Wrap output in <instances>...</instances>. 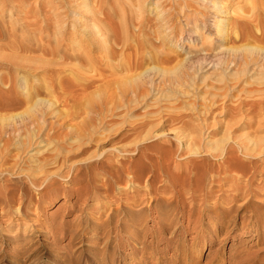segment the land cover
<instances>
[{
  "label": "bare ground",
  "instance_id": "6f19581e",
  "mask_svg": "<svg viewBox=\"0 0 264 264\" xmlns=\"http://www.w3.org/2000/svg\"><path fill=\"white\" fill-rule=\"evenodd\" d=\"M32 1L0 0V226L7 223V227L0 230V233L3 236H12L15 250L19 246H24L29 233L33 232L29 228V224L32 221H36L33 219V217H36V212L45 207L48 202L54 204L61 195L69 198L73 197L75 201H72L69 208H67L68 214H74L75 212L87 213L85 207L90 201L94 200L102 204L104 200L115 197L118 193V195L130 200H127L126 204H120L119 208L102 204L100 208L101 216L107 217L106 220L104 219V223H101L102 226L95 222L91 223L86 218L75 223L74 226L76 228L70 230L68 233L69 237L75 240L79 228L82 230L83 228L86 229L85 227L87 229L92 227V232L95 235L103 234L101 237L98 236L99 238L97 237L96 240L105 243V246H107L111 242L112 228L109 227L113 224L114 217H120L113 227V232L120 233L125 231L132 234L131 243H129V247L132 249L131 254L136 256L140 253V250H142L141 254H143L144 249H139L135 241L137 242L139 237L137 230L145 218V214H143L145 209L139 210L138 208L141 204L139 186H142V177L146 173L150 174L152 178V181L149 180L151 184L147 181L146 185L143 186L147 189L148 194L153 189L152 184L156 182L164 183L167 184L169 192H173L175 195L178 194L180 197L190 196L188 198L191 199V205L193 206L197 200L196 198L202 196V194L198 195V193L207 192L206 194L209 195L213 191V185L218 184V191L223 192L219 196L223 199L222 203L225 206H223V210H215L216 212L214 213L218 215L220 220L215 223L210 221L211 227L213 225L217 227L218 224L219 226L227 224L226 215L233 211L234 203L240 200V197L248 199L251 196L259 197V195L264 193V137L259 136L260 133L264 134V48H261V45H259L261 47L255 46L258 44L264 45V0H245L248 1V3H245L249 5H246L249 8L247 11L239 10L237 12L240 13L237 15L239 18L235 20V24L231 28V25L229 26L226 23H215L213 22L214 20L212 21L214 18L205 12L210 6L204 10L205 13H199L201 15L199 16L200 18L197 15L194 17L195 12L198 11H195L192 16L189 15V12L186 14L187 10H190L189 8L198 7L203 0H196L195 2L194 0H34L35 3H32ZM194 3H197V6ZM146 4L155 7L158 13L157 18L146 19L143 16V13L146 12ZM221 5H214L213 9L216 12H221L224 9L222 8L223 5ZM78 9L79 13L84 9L90 15L79 19V15L76 12ZM201 10L199 11L201 12ZM4 13L10 14L9 20H5L7 15ZM16 13H19L18 18H14ZM73 18L76 20L70 21ZM199 21L202 24H198ZM209 22L212 24L209 25ZM228 26L229 28L227 29ZM52 28L54 29L51 30V35L48 36V34L47 36L53 37L55 45L52 46L51 44L50 40L53 41L52 38L49 40L48 45H45L41 42L42 38H44L42 37L43 31H48ZM201 29L202 32L206 31L209 34H213V29H215L216 33H222V35H225V39L231 40L233 44L234 42L243 43L244 46L239 45V47L242 46L243 48H237L238 46L235 45L236 49H230L228 53L223 51H221L223 53L206 52L207 48L205 53L201 52L187 58L184 57L185 59L178 66L179 69L184 70L187 76H185L186 79L203 71L207 64H211L215 67V71L220 72L221 70V72L220 74L216 72H214L216 74H212L216 75L217 78H212V75H209L210 79L205 77V83L208 80L210 83L211 79H216L214 84L218 82L221 83V86L225 85L224 89L226 91L233 87L231 84L232 80H229L230 75L227 74V70L231 66L240 69L243 67L242 73L244 76H248L251 72L253 73L255 70L253 67L255 66H258L260 70L262 69L259 74L260 76L262 75V78L260 80L257 79L259 82L254 84V80L251 81L254 85L257 84L255 87L253 84L250 85V87L256 88L254 90L251 87L254 90L251 92L255 95H247L251 92L246 93V90V95L250 97L225 111V115L231 119H229L230 122H227L225 128L229 132L237 129L244 131L243 135L234 136L235 132L233 131V136L230 133V136L228 135L229 137L223 141L212 142L210 140V142L203 144L205 134H200L201 131H198L200 135L195 136L196 138L193 137L188 143H184L181 137H177L179 146H177L176 150L168 149L167 151H162L168 152L167 154L171 153V155L167 157L165 153H161L159 160L152 161L151 159L149 161L148 159L149 162L143 164L141 160L139 162L136 159V156L140 155L143 149L151 150L153 148V145L142 147L140 144V136L143 134L141 132L146 130L148 125H151L148 124L149 122L147 124L143 122L141 123L142 125H139L136 123L131 124L129 121L128 124L126 121L128 129L126 128V132H122L120 136L122 142H128L130 139L129 144L124 147V152H120L122 154H114V156L108 154L103 146V142H106L103 136H105V131L109 130V126H111L108 123H103L100 128L98 125H96L97 127L93 125L92 130L89 129V126V128L86 126L87 130L84 131H80L79 128V133L77 132L79 137L77 138L75 135L78 140L76 143L74 142L75 140L73 141L75 144L71 139L67 140L65 138L69 136V134L66 135L67 133H64V128L66 127L61 129L63 131L60 132L57 129L59 126L55 127L53 124H46L47 121L44 118L47 117L48 112L51 111L50 114L53 113L51 108L59 102L57 101V93L59 94V91L63 92V94H79L82 96L92 92V96L103 95L109 99L113 97L115 98L114 102L116 99L118 100L117 104L122 100L120 97L125 98L128 93L132 94V97L138 98L142 94L153 92L157 89L155 86L159 84L156 83L154 78L156 73L152 74V70L147 68L142 73L140 71L146 66L148 67L150 61H157L158 66L159 64L169 65L174 63L177 57L164 55L167 52L163 53L160 50L165 47L167 42L175 41V44H177V42L180 43V40L186 38L190 43L191 40L194 41V39L202 37L200 34ZM38 36L41 38H37ZM178 48L183 49L184 44L180 43ZM127 51H132V54L127 56ZM69 60L73 61V64H70ZM67 61L70 63L68 64ZM52 66H55V68L59 66L60 68L54 69ZM165 69L159 68L158 70V75L162 78L159 77L160 81L162 80L161 83L165 88L166 84L176 85L183 79L179 78L182 75L178 74L180 72H177L178 77L172 73L171 75L176 77H168ZM44 74H47L46 76L48 77H45ZM240 74L238 78L236 77L238 74H232L233 79L236 78L235 83L239 82V77H242V74ZM234 75L236 76L234 77ZM109 78L113 80L107 81ZM230 78L232 79V77ZM248 79L250 80V78L246 80ZM244 83L247 85H244ZM248 84H250L248 81L243 80L241 85L246 87ZM231 91L233 92V90ZM45 95H49L51 99L44 98ZM77 96L76 98H78ZM65 97L68 98L69 96L65 95ZM113 98H111L112 101ZM94 99L96 101L95 97ZM109 99H107L108 104ZM59 100L64 102L62 98ZM98 101L99 104H102L100 100L95 103H98ZM131 102L132 100H128L126 106L130 108ZM93 103L94 100L91 105ZM24 107L26 108L24 109ZM127 107L126 111L129 110ZM21 109L24 112L17 113ZM223 109L225 108L223 107ZM80 126L82 128V125ZM123 126L125 124H121L120 127ZM234 127L236 128L234 129ZM71 128L73 129L72 126ZM200 128L202 127H199L198 130ZM113 129L110 130L112 131ZM76 131L74 132L76 133ZM195 131L197 133L196 129ZM153 138L155 136L150 139ZM47 142L52 143V145L55 144V150L50 151L51 153L45 155L40 150H37L35 154L31 153L41 147V144ZM48 145L50 146L51 144ZM74 146H76V151H81L83 154L95 150V153L93 152L95 155L91 156V160L93 161L97 157L96 161L94 163L83 161L85 163L78 167L73 161L78 156H75V154L69 155L74 152ZM180 150L181 153L188 154L187 156L203 155L213 158L219 155L220 158L222 156L223 162L215 169L212 164V166H205L208 164L204 163V161H198L199 163L191 161L192 166L190 165L188 176L181 178V180L179 176H173L169 172L170 166L168 163L169 158L177 156ZM96 151L98 152L96 153ZM29 153L34 155H30L27 158L26 156ZM23 155L24 157H22ZM11 157H15L14 163L8 162ZM92 157L94 158L92 159ZM127 157L129 158L127 163H123L119 159H127ZM255 158H259V160ZM11 160L13 161V159ZM7 165L10 166L8 167ZM15 165H19V167L23 165V167L15 172ZM125 174L127 177H125ZM62 182L74 185V187L70 189L64 187L62 190ZM193 182L195 184L191 186L190 184ZM200 182H203L206 187L201 189L199 186ZM121 183H128V186L123 188L124 186L121 187ZM178 187L180 190L177 189ZM225 188L231 189L230 194L226 192ZM34 191L38 192L37 196L39 195V198L36 195L34 196ZM260 192L263 193L261 194ZM252 197L248 199L245 205L239 206L238 209L245 211L243 216H241L243 227L246 228L252 223L253 227H257L256 230H259L261 229L260 226L264 224V217L262 218L263 214L260 211L264 209V205L262 207L259 206V210L251 209L252 206L256 207V201H258L253 202ZM182 200V209H185L188 206V202L187 199ZM168 202L170 201L158 200L154 208L155 211L162 215V212L167 209L168 213H176L184 217L185 212H179L177 208L173 207L174 203L169 204ZM175 204L180 205V203ZM117 205L115 206L117 207ZM110 211L111 217L108 219L107 215ZM204 212L209 216L208 210H204ZM9 219H13V221L11 222ZM164 222L167 227L153 236L155 238L162 237L161 240L165 241L166 245L171 244V242L175 244V241L164 238V235L169 232L168 227L172 224H168L170 222L169 218ZM235 222L232 221L231 223ZM58 226L60 228L57 229L59 232L66 231L65 224L62 223ZM211 233L213 236L217 234L216 231H211ZM89 235L90 232L86 233L85 238L87 240L93 239ZM116 237L120 239L119 235ZM118 242L120 243V240ZM172 248L175 253L179 251L174 245ZM38 254L39 251L37 249L32 250L27 255V259ZM114 257V252L101 248L95 250L92 254L83 255L81 253L78 258L73 256V259L70 258L71 260L66 257L64 264H115ZM165 257H162L160 261L167 259ZM259 257L261 258L260 255ZM15 259L17 258L15 257ZM82 260L84 262H81ZM169 261L172 264H186L183 262L184 260L180 261L177 257ZM254 263L264 264V260H258L257 263L256 261Z\"/></svg>",
  "mask_w": 264,
  "mask_h": 264
},
{
  "label": "rangeland",
  "instance_id": "374dc122",
  "mask_svg": "<svg viewBox=\"0 0 264 264\" xmlns=\"http://www.w3.org/2000/svg\"><path fill=\"white\" fill-rule=\"evenodd\" d=\"M33 1H32V3H35V1L34 2ZM195 1L196 0H194V2ZM197 1H199V0H197ZM245 2L248 3V1H245V0H203V2H200V4L198 5V7H200V8H198V7H195V8L192 7L193 9L189 8L190 10H187L186 14H188V12H189V15L192 16L195 11H198V12H195L196 14H194V17H196L195 15H197L199 17V16H201V15H199V13H203L204 10H206L207 7L210 6L205 12L207 13V15L214 18V19H212V21L214 20L213 22H215V23H219V22L226 23L229 26L231 25L230 26V28H231L234 26L235 20L239 18V16H237V15L240 13H237V12L239 10L240 11H247L248 10L249 7L246 6L248 4H246ZM129 3H130V1H129ZM216 4H218V5L222 4L223 6L222 5L221 6H222V8H224L223 11L216 12L213 9V7L218 6ZM148 5H149V8H148ZM194 5L197 6V3L196 4L194 3ZM145 7H146L145 8L146 12L143 13V16H145L146 19H150V18L152 19L153 17L157 18L158 13H157L154 6H152L150 4H146ZM202 7H204V8H202ZM195 9H197V10H195ZM200 9H202L201 12L199 11ZM47 10H49V8H47ZM78 11H79V9L76 11L79 15V19H81L80 17L90 15V13H86V11L84 9L81 10V12H80L81 14ZM5 12H6V10H5ZM7 12H9V11H7ZM4 14L7 15V17H5L6 18L5 20H9L10 14L9 13L8 14L4 13ZM18 16H19V13H16L14 15V18H18ZM74 20H76V19H74V18L70 19V21H74ZM198 24H202V23H200V21H199ZM211 24L212 23H210L209 25H211ZM229 26L227 27V29L229 28ZM53 29L54 28H52L48 31H43L42 37H44V38H42V41H41V42H43V44L48 45L49 40L51 38L53 39V37H48L51 35L50 32ZM213 30H214L213 34H209V32H206V31L202 32V29H201L200 34L202 35V37L200 36V38L194 39V41L191 40L192 43L191 42L189 43L186 38L180 40V43L184 44L183 49L178 48V46L180 44L179 42H177V44H175V41L171 42V43L167 42L165 44L166 48L164 47L165 49L163 48L160 51H162L163 53L167 52V53H164V55L167 54V56H172L175 58L177 57L175 62L172 64H169V65H160L159 64V66H158L157 61H154L155 63L153 61H150L149 64L152 66V68L149 65L148 66L149 68L146 66L142 71H140V73H142V72L146 71L147 69H151L152 74L156 73V77H154V78L156 80V83L157 84L159 83V84L156 85L157 87L155 86V88H157V89H155L153 92H151L149 94H147V93L142 94L141 93L142 95L138 96V98L132 97V94L128 93L126 95L127 97H125V98L120 97V99H122V100H120V99L119 100L122 102L119 101L117 104L118 100L116 99L114 102L115 98H113V97H111V98H113V101H112L111 98L109 99L103 95H99L103 98L99 97L98 95H97L98 97L92 96L91 95L92 92L90 94L87 93L89 95L86 94V96H84L85 94L83 96L77 94L78 95L77 96V95H68L65 93L63 94V92L59 91V94L57 93V96H58L57 101H59V102L56 103L57 105H55L53 108H51L53 113L50 114L51 111L48 112L49 115L47 114V117L44 118L47 121L46 124L47 125L53 124V125H55V127L59 126V127H57V129H59L60 132L63 131L61 129H63L64 127H66V128L68 127L67 129L64 128L65 129L64 133H67L66 135L69 134V136H67L65 138L67 140L71 139L72 142L75 140L74 142L76 143L78 140L77 138L79 137V134H78L79 128H80L79 129L80 131H84V130H87V127L89 126L90 128L89 127L88 128L90 130H92L93 125H95V126L98 125V127L100 128V127H102L103 123L104 124L108 123L112 126V127L109 126L110 129H112V128H114V129L112 131L110 129L105 131V134H104L105 136H103V139L106 140V142H103V146H104V150H106V152L108 154H110L111 156H114V154H117V155L122 154L120 152H124V147L126 146V144H129L130 139L128 142L127 141L122 142L121 136H120V134L122 132H124V131L126 132V130L128 129L126 121H127V123L129 121V123H131V124L136 123L139 125H142L141 123H143V122H145L144 124H147V122H149L148 124H151V125H148V128H146V130H143L141 132L143 134H141L142 136H140V139H141L140 144L142 147L148 146V145H151V146L153 145L152 146L153 148H151V150H149V149L144 150L143 149L142 153L140 155L136 156V159L139 162L141 160V163H143V164L145 162L148 163L151 159H152V161L159 160L161 153H163V154L165 153V155L167 157H168V155H171V153L167 154L168 152H162V151L163 150L167 151L168 149L169 150L170 149L176 150L177 146H179V142L177 141V137H181V139L183 140L184 143H188L191 139H193V137H195V136L197 137L199 132L201 131L200 134L201 133L205 134V136L203 137L204 138L203 142H202V144H203V143H207L208 141L210 142V140L212 142H216L217 140L223 141L230 136L229 135L230 133H232L231 136H233L234 132H235L234 136L243 135L244 131L237 129L236 131L231 130L229 132L225 128L227 122L228 121L230 122V120H231L230 118H228L225 115V111L228 110L230 107L237 106L238 103L245 100L246 98L255 95L251 91L253 89L254 90L256 89V88H254L257 85V84L254 85L255 82H259V80L262 78V75L261 76L259 75L262 72L261 71L262 69L260 70L258 68V66L257 67L255 66V67H253V69H255V70L253 71V73L251 72L252 74L250 73L248 76H244L242 73L243 67L240 69L238 67L235 68L234 66H231L230 69L227 70V74L230 75V77H232V79L229 77V80H232L233 83L231 81H227V82H231V84L234 88L232 87L230 90L227 89L225 91V89H224L225 85L221 86V83H218V82L216 84H214L216 82L215 81L216 79H211L210 83L208 80L205 83V80H206V79H204L205 77L206 78L208 77V79H210L209 75L216 74V73L220 74V72H221V70H220V72L215 71V67H213V65L207 64L206 68L203 71H200L199 73H197L198 75L197 74L192 75V77H189L188 79H186L187 76L185 75L184 70L179 69V66H178V64L181 63V61L183 62V60L185 59L184 57L187 58V57H190L192 55H195V54L201 53V52L205 53L207 48H208V50L206 52H212L213 51V53H219V52L223 51L225 53H228L230 51V49H233V48L236 49V46H238L237 48H241L242 46H244L243 43L234 42V44H233V42L231 40L225 39V35H222V33H220V32L216 33L215 29H213ZM230 31H231V29H230ZM39 37L40 36H38L37 38H39ZM50 41L52 42V43L50 42L52 44V46L55 45L54 39H53V41L52 40H50ZM239 45H242V46L239 47ZM259 45H261L262 47ZM249 46H252V45H249ZM255 46L264 48L263 44H258ZM223 52H221V53H223ZM7 53H9V52H7ZM126 54H127V56L131 55L132 51H127ZM35 56H37V55H35ZM48 59H51V58H48ZM54 60H56V59H54ZM70 62H69L70 64H73V61H70ZM151 62H153V63H151ZM67 63H68V61H67ZM116 63H118V61H116ZM57 67H59V66H57ZM57 67L55 68V66H52V68H54V69H58ZM232 67H233V69H232ZM159 68H161V69L166 68L165 70L167 71V75H168V77H171V78L172 77L175 78L176 77L175 75H177V77H178L180 74H182L179 76L180 79L183 78V79H181L182 83H181V81L179 83H176V85L168 83L165 85L166 86V88H165L163 86V84L161 83L162 80L160 81L161 77L158 75ZM174 68H175V70H174ZM257 68H258V70L256 71ZM208 69H210V70L208 71ZM170 70L171 71L173 70V71L171 72ZM237 71L242 74V77H239V82L235 83L236 78L233 79L232 74H234V73L238 74L237 76L234 75V77L236 76L238 78L240 73H238ZM177 72H180V73H178L179 75L177 74ZM214 72H216V73H214ZM171 73L175 74V75H171ZM46 75L44 74L45 77H48ZM169 75H171V76H169ZM181 76H183V77H181ZM211 77L217 78L216 75H212ZM247 78H250V80L249 79L246 80ZM251 78H253V79H251ZM191 79H193V80H191ZM257 79H259V80H257ZM110 80H113V79L109 78L107 81H110ZM243 80L248 81V83H250V84H248L249 87L254 82V84H253L254 87L251 86L253 89L251 87L249 88L248 86H246L247 88L243 87L244 85H247L245 83H244V85H241ZM185 81H186V83H185ZM251 81H253V82H251ZM169 85H171V86H169ZM179 85H181V86H179ZM222 87H223V90H222ZM231 90H233V92ZM246 90H247L246 93L251 92L250 94H247L250 96L246 95V93H245ZM65 95L67 97L69 96L68 97L69 99L66 98ZM239 95H241V96H239ZM70 96H71V98H70ZM76 96L78 98H76ZM64 97L66 100L64 99ZM92 97H93V99H92ZM94 97L96 98V101H95ZM44 98L51 99L49 97V95H45ZM61 98L64 100V102L62 100H59ZM72 99H73V101H71ZM107 99L110 100L109 104H108ZM123 99H124V101H123ZM93 100H94L93 104L94 105L96 104L95 107L93 104L91 105V102ZM97 100H100V103L102 101V104H99V101H98V103H95V102H97ZM103 100H105V101H103ZM128 100H132V102L130 104V108L126 106V104L128 103ZM89 102H90V104H88ZM123 102H125V103H123ZM126 107L129 110L126 111L125 110ZM223 107L225 109H223ZM25 108L26 107H24V109ZM22 110L23 109L17 111V113L24 112V110L23 111ZM12 113H15V112H12ZM86 121H87V123H86ZM133 121H135V122H133ZM86 124H88V125H86ZM121 124H125V126L120 127ZM80 125H82V128ZM71 126L73 127L74 131L77 130L76 133L78 132L77 133L78 136L73 131ZM74 127L75 128L77 127V128L75 129ZM84 127H85V129H83ZM199 127H202L203 131H202V128H200V130H198ZM235 128L236 127H234V129ZM195 129L197 130V133H196ZM260 134H259L260 137H264L263 133H260ZM75 135L77 138L75 137ZM213 135H214V137H212ZM63 136H65V135L63 134ZM151 136L152 137L155 136V138L150 139V138H152ZM225 136H227V137H225ZM71 141H69V142H71ZM111 141H112V143H110ZM47 143L51 144V145L49 146ZM47 143L41 144V147L35 149V151H32L31 153L35 154L37 152V150H40L41 153L47 155V154L51 153L52 150H55V144L52 145V143H50V142H47ZM75 147L76 146H74V152L71 153L72 152L71 151L70 152L71 154H69V155L75 154V156H78V157H75V159L73 160L75 162L74 164H76L78 167L82 166V164H84L85 162L94 163V161H96L97 157H95L96 159H93L94 157H92L93 161L91 160V156L95 155L94 154L95 150L94 151L91 150V151H89V153L83 154L81 151H76ZM97 152L98 151H96V153ZM158 152H160V153H158ZM14 153H16V152H14ZM31 153H29V155H27V156H26V154H24V155L27 158H29L30 155L31 156L34 155ZM180 153H181V150L179 151L177 156H175V157L171 156L173 158L170 157L169 161H168L169 166H170L169 172H171V174L173 176L174 175L179 176L180 179L186 178V176H188L190 165L192 166L191 161L192 162L195 161L197 163L204 161V163L208 164L205 166L214 165L213 168H215V169L219 167L221 162H223L222 156L220 158L219 155L212 158L211 156L209 157V156H203V155L202 156L201 155H195V156L189 155V156H187L188 154H186V153H181V154ZM24 155L22 157H24ZM205 157H207V158H205ZM208 157H209V159H208ZM153 158H155V159H153ZM11 159H13V161ZM119 159L122 160L123 163H125V162L127 163L129 161L128 157H127V159H122V158H119ZM148 159H149V161H148ZM255 159L259 160V158H255ZM14 160H15V157H13V158L11 157V158H9L8 162L14 163L15 162ZM83 161H85V162H83ZM260 164H261V162H260ZM262 165H263V163H262ZM7 166L9 167L10 165H7ZM15 166H16V169L13 168L15 172H17L20 168L23 167V165H22V167L21 166L19 167V165L18 166L15 165ZM125 177H127L126 174H125ZM142 179H143L142 184H141L142 186H139L140 191H141V194L139 196V200H140L141 204H140V207L138 209L139 210L145 209L143 211L144 212L143 214H145V218L142 221V225L137 230V234L139 237L137 239V242L135 241V244L138 245L137 247L139 249H144V252L146 254L144 252H143V254H141L142 250H140V253L138 255H136L137 257L135 255L131 254L132 249L129 247V243H131L132 234L125 232V231L120 232V233L113 232V227L115 226L116 222L119 220L118 218H120V217H114L113 224L109 227V228H112V230H111L112 232L110 231L111 232V242L107 246H105V243L98 242L96 240L98 236L101 237V236H103V234L95 235L92 232V227H89L88 229H87V227H85L86 229L83 228L82 230H80V228H79V230H77V237L75 240H72L68 234L70 232V230H73L74 228H76L74 226L75 223H78L79 221H82L83 219H86V218L89 219V222H91V223L95 222L96 224H99L100 226H102V224L104 223V219L105 220L107 219L106 216H104V215H103V217L101 216L102 212H101L100 208H101L102 204H105L108 206L112 205V206H114L113 208H119L118 206L120 204H122V203L126 204L127 200H130V199H126L123 196L118 195V193H117L115 197L108 198L107 200H104V202H102V204H100L98 201H94V200L90 201L85 207L87 209V211H86L87 213L75 212L74 214H68L67 208H69L71 202L72 201L74 202L75 199L73 197L69 198V197L61 195V196H59L58 201L54 202V204H51L48 202L45 205V207L41 208L38 212H36L37 213L36 217H33V219L36 221H32L31 224L28 223L29 228H31V230H33V232L29 233V237H28L26 243H24V246H21V247L19 246V248H17V250H15L14 249L15 243H14V241H12V236H3L0 233V264H64V260L66 259V257H67V259L69 257V260H71L70 258L73 259V256L75 258H78L81 253H83V255L84 254L88 255V254H92L93 252H95V250L101 249V248L103 250H108L109 252L115 253V257H114L115 264H158V262H159V264H172V263H170L169 260H171L172 258L174 259L176 257L180 261L184 260L183 262H185L186 264H255L254 263L255 261L257 263L258 260H264V235H263L264 224L260 226L261 229H259V230H256L257 227H253L252 223H250L251 224L250 226L244 228L243 224L241 223V221H242L241 216H243L245 211H241L240 209H238L239 206L245 205V203L248 202V199H250L252 196L249 197L248 199L240 197L239 198L240 200H238L236 203H234L233 211L227 213V215H226V222H227L226 225L219 226V224H218L217 227L215 225H213L211 227L209 224L210 221L212 223H215V222H218L220 220L218 215H216V213H214V212H216L217 210H223L222 208H224L223 206H225L222 203L223 199H221V197H220L223 194V192L218 191L219 190L218 184L213 185V191L209 195L206 194L207 192L198 193V195L202 194V196H200L201 199H200V197L196 198L197 200L193 206V205H191L192 204L191 199L188 198L190 196L180 197L178 194H177L178 195L177 196L173 192H169L170 190H168L167 184H164V183H157L156 182V183L152 184L153 186L152 185L151 186L153 187V189H151L152 191H151V193H149L150 194L149 195L147 192V189H145L143 186L146 185L147 181H149V180L152 181L151 175L146 173L145 176L142 177ZM62 184H63L62 190L64 189V187H66L67 189L74 187V185H71V184H67V183H63V182H62ZM149 184H151V182ZM194 184L195 183L193 182L190 185L194 186ZM120 185H122L121 187L124 186L123 188H126V186H128V183H121ZM199 186L201 189H203V187L204 188L206 187L203 184V182H200ZM143 189H145V190H143ZM177 189L180 190L179 187ZM225 190L227 193L230 194L231 189L225 188ZM260 193L262 194L263 192H260ZM37 194H38V192L34 191V196L35 195L37 196ZM262 195H264V193ZM262 195H259V197H252L253 202L256 200H258V201H256V203H257V205H255L256 207L252 206L251 209L259 210L260 207H262L264 205V201H263L264 196H262ZM37 197L39 198L40 196L38 195ZM113 199H114V201H113ZM182 199H187V202H188V206L185 209H182V207H183V205H181L182 201H183ZM116 200H117V202H116ZM158 200H162V201L165 200V202L170 201V202H168L169 204L174 203L173 207L177 208L179 210V212H185L184 217L179 215V214H176V213L175 214L168 213L167 209L164 212H162V215L158 214L154 209L155 206L157 205ZM261 200H262V202H261ZM175 203H180V205H176ZM115 205H117V207ZM204 210L205 211L208 210V212L210 213L209 216L207 214H205ZM260 211H261V214H263V216H262V218H263L264 217V209H261ZM110 213H111V211L108 212V215H107L108 219H110V217H111ZM148 213H149V215H148ZM82 214H83V216H82ZM168 218L170 219V222L168 224H170V223H172V224L168 227L169 232L164 235V238L171 239V240L175 241L176 243L174 244L173 242H171V244L166 245L165 241L161 240L162 237H159V238L156 237L155 238L153 235H155L160 230H164V228L167 227V226H165L166 223L164 221ZM4 220L7 221L6 219H4ZM9 220H11V222L13 221V219H9ZM9 220H8V222H9ZM15 220H17V219H15ZM230 220H231V222L232 221H234V222L236 221V222L231 223ZM263 220H264V218H263ZM60 222L65 224V230H66L65 232H59L57 230L59 228L58 225L62 224ZM252 222H253V220H252ZM6 224H3V226H0V230H2L3 228L5 229L7 227ZM89 224H86V225H89ZM35 225H36V227H35ZM36 228H38V229H36ZM215 228H217V229H215ZM211 231H213V232L216 231L217 234H214L215 236H213ZM66 232H67V235H66ZM85 232L86 233L90 232L89 237L92 236L93 239L87 240L85 238V234H86ZM3 233H5V232H3ZM93 235H95V236H93ZM117 235L120 236V239H118L116 237ZM118 240H120V243L118 242ZM29 241H30V243L28 244ZM102 244H103V246H102ZM173 245H174V247L176 246L178 248L179 251L177 253L174 252V250L172 248ZM27 249L29 250L28 251L29 253L27 252ZM36 249L39 251V254L32 257V258L27 259V255L30 254V252L32 250H36ZM259 255L261 256V258L259 257ZM164 256H166L165 258H167L165 260H168V261H165L164 259H162L160 261V259L162 257L164 258ZM15 257L17 259H15ZM81 262H84V260H82Z\"/></svg>",
  "mask_w": 264,
  "mask_h": 264
}]
</instances>
